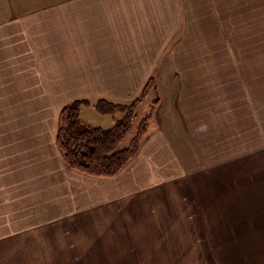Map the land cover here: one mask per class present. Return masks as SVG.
Wrapping results in <instances>:
<instances>
[{
    "label": "crops",
    "instance_id": "crops-1",
    "mask_svg": "<svg viewBox=\"0 0 264 264\" xmlns=\"http://www.w3.org/2000/svg\"><path fill=\"white\" fill-rule=\"evenodd\" d=\"M246 4L0 0V264L45 262L34 260L39 253H59L61 264H114L94 254L149 251L134 248L149 246L143 238L160 237L161 229L177 237L189 215L197 221V202L177 192L199 177L209 185L203 167L216 185L215 168L244 155L247 99L251 111L260 108L264 71L252 35L261 84L227 69L236 53L232 23L242 45L261 28L250 24L256 12ZM151 77L160 101L139 153L112 177L72 169L57 143L61 109L76 99L131 101ZM216 141L226 148L214 166ZM158 181V199L142 198Z\"/></svg>",
    "mask_w": 264,
    "mask_h": 264
},
{
    "label": "rangeland",
    "instance_id": "rangeland-1",
    "mask_svg": "<svg viewBox=\"0 0 264 264\" xmlns=\"http://www.w3.org/2000/svg\"><path fill=\"white\" fill-rule=\"evenodd\" d=\"M246 6L247 13L253 12L254 9L256 12L255 19L257 20L250 21V24L261 28L254 30L251 28L250 31L253 32L247 34V42L242 45L240 39L244 35H241L238 23H232L230 46L236 47V53L233 56L234 62L227 69L241 70L245 80L248 79V85H258L261 83L254 78L256 77L254 69L258 60L248 44L251 35L254 40L258 41L259 64L264 71V0H247ZM240 46H242L241 49ZM244 60H246V67ZM199 64L202 63L199 61ZM155 81L157 82L156 78ZM261 86L263 91L257 92V102L254 104L260 108L255 113L249 109L250 99H247L248 124L244 157L235 155L231 158L230 166L216 167L215 175H213L215 186L210 183L211 178L207 179L206 167H203L201 173L204 177L202 179L203 181L208 180L209 185L199 183L200 177L198 180L194 178L198 183L193 188L177 192V197H181L186 202H197L199 213L195 207L194 217L197 221L192 220L189 215L181 223L183 230H178L177 237H169L166 229H161L162 236L143 238L149 246L144 244V247L134 248L149 251L126 252L125 254H120L122 252L99 253L94 254L95 257H104L103 259L110 262L112 260L114 264H264V77ZM154 91L153 89L142 99L134 125H137L140 119L151 112L153 104L159 98L157 94L153 95ZM142 92L130 97L137 99ZM247 95L248 98L255 99V95L250 93L249 89ZM131 101L128 100V102ZM251 114L252 118H250ZM121 115V113L103 115L89 107H84L81 112V117L86 123L102 127L112 126L115 119ZM249 120L252 124H249ZM134 134L135 128L127 135L124 144H127ZM241 137H245L244 130L241 131ZM225 148L221 141L215 142L211 151L212 165L216 166L224 161ZM151 186L153 187L151 190L142 192V198H145L149 192L148 198L158 199L162 182L152 183ZM169 193L170 190H168ZM167 199L170 201L169 195ZM170 212L172 211L168 210V213ZM190 224L194 225L192 231L186 230ZM160 241L159 245L155 244ZM118 257L122 258L117 259ZM34 260L45 261L39 264H53L54 262L61 264L57 261H61L62 257L59 253H39L34 254ZM78 260L79 258L76 261Z\"/></svg>",
    "mask_w": 264,
    "mask_h": 264
},
{
    "label": "trees",
    "instance_id": "trees-1",
    "mask_svg": "<svg viewBox=\"0 0 264 264\" xmlns=\"http://www.w3.org/2000/svg\"><path fill=\"white\" fill-rule=\"evenodd\" d=\"M157 87L155 78L151 77L142 95L131 102L76 99L65 105L60 112L57 143L67 164L80 173L94 177H112L120 173L139 153L148 136L152 110L156 108L159 98L149 114L140 119L137 125L134 122L142 99ZM92 105L103 115H122L110 127L91 125L82 119L81 112L84 107ZM134 128L135 134L124 144L125 138Z\"/></svg>",
    "mask_w": 264,
    "mask_h": 264
}]
</instances>
